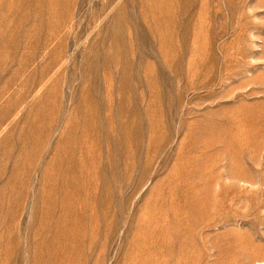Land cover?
Masks as SVG:
<instances>
[{
	"label": "rangeland",
	"instance_id": "rangeland-1",
	"mask_svg": "<svg viewBox=\"0 0 264 264\" xmlns=\"http://www.w3.org/2000/svg\"><path fill=\"white\" fill-rule=\"evenodd\" d=\"M0 264H264V0H0Z\"/></svg>",
	"mask_w": 264,
	"mask_h": 264
}]
</instances>
